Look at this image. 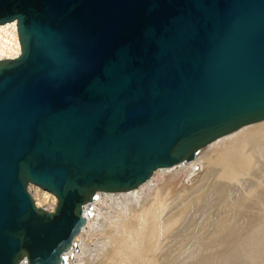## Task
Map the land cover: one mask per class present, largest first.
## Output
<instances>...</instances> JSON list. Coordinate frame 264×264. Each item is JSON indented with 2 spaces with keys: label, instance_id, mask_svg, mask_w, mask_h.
<instances>
[{
  "label": "water",
  "instance_id": "95a60500",
  "mask_svg": "<svg viewBox=\"0 0 264 264\" xmlns=\"http://www.w3.org/2000/svg\"><path fill=\"white\" fill-rule=\"evenodd\" d=\"M0 264H63L101 190L264 119V0H0ZM53 191L35 205L29 183Z\"/></svg>",
  "mask_w": 264,
  "mask_h": 264
},
{
  "label": "bare ground",
  "instance_id": "6f19581e",
  "mask_svg": "<svg viewBox=\"0 0 264 264\" xmlns=\"http://www.w3.org/2000/svg\"><path fill=\"white\" fill-rule=\"evenodd\" d=\"M21 52L17 19L0 23V60ZM28 188L55 209L53 191ZM84 215L63 264H264V119L137 187L97 191Z\"/></svg>",
  "mask_w": 264,
  "mask_h": 264
}]
</instances>
